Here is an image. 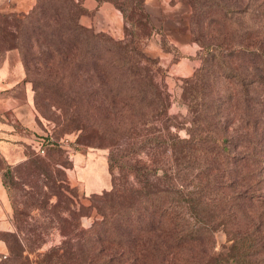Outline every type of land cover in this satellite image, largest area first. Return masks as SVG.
I'll return each mask as SVG.
<instances>
[{
  "label": "trees",
  "instance_id": "trees-1",
  "mask_svg": "<svg viewBox=\"0 0 264 264\" xmlns=\"http://www.w3.org/2000/svg\"><path fill=\"white\" fill-rule=\"evenodd\" d=\"M102 1L121 9L127 37L82 23L91 11L84 0H37L28 12H0L1 55L17 47L26 79L39 74L31 79L39 108L61 107L72 121L65 125L74 127L105 101L119 116L108 138L110 169L118 174L110 189L82 204L80 215L94 214L88 227L80 226L82 248L76 253L69 238L39 264H264V216L241 215L264 201V0H186L201 63L183 78L181 99L190 114L184 138L171 130L178 116L169 112L167 85L156 78L158 58L138 41L141 23L144 35L152 33L143 0ZM164 38L175 59L184 55ZM83 127L102 130L93 122ZM242 146L241 154L232 152ZM167 147L172 163L159 157ZM141 150L150 162L133 157ZM45 154L23 162L59 189L60 172ZM220 228L231 243L215 253ZM2 237L10 249L4 264H32L17 258L19 234Z\"/></svg>",
  "mask_w": 264,
  "mask_h": 264
},
{
  "label": "rangeland",
  "instance_id": "rangeland-1",
  "mask_svg": "<svg viewBox=\"0 0 264 264\" xmlns=\"http://www.w3.org/2000/svg\"><path fill=\"white\" fill-rule=\"evenodd\" d=\"M168 1H142L149 13L152 33L150 36L144 35L145 26L141 23L137 28L138 41L147 54L158 58V63L153 65L156 78L167 85L171 94L169 112L178 116V119H175V124L178 125H171V130L184 138L189 135L188 127L190 126L188 105L181 99L184 77L179 78L169 74L162 57L158 55L157 47L169 51L164 43L166 40L160 27L161 24L167 21L168 16H171L168 25H172V19L178 18L189 27L192 6L186 0ZM105 2L111 3L115 10L105 12L99 5L86 13L88 14L87 20L91 21L93 25L82 23L92 26L97 31H105L115 38L127 37L128 33L123 12L113 2L102 1V3ZM113 12L117 15L115 16ZM117 16L118 21L115 20ZM10 49H16L23 61L19 48L12 47ZM10 49L4 52V57L1 55L3 51H0V59L3 57L4 60ZM37 75H39L37 72H32L29 76L33 89L34 83L31 79L33 76L38 77ZM35 107L39 124L35 132L37 135L47 138L50 143V150L42 156L45 160H50L52 167L60 172L57 174V180L61 183V186L59 189H53L51 184L46 182L47 180L43 175L36 174L34 167L25 164L23 161H21L22 163L6 165L3 169V181L11 200L15 233L19 234L20 239H22V244L17 242L16 248L19 252L17 258L20 260L29 258L32 264H39L40 260L45 258L48 249L69 238L76 253H79L80 247L82 248L80 226L88 227L94 217V214L80 215L82 204H89L90 196L93 193H101L106 189H110L113 185V173L118 174L117 167L113 171L110 169L108 138L113 135L112 131L110 133L109 128L110 130L113 128L114 119L118 121L119 116H114L111 107L105 101V105L101 103L93 117L79 120L82 126L74 127L71 123L65 125V123L72 121L65 118L61 107L48 105L47 108L45 106L39 108L36 102ZM74 109L75 107L71 111H75ZM72 118H75V116H72ZM92 122L97 128L100 126L102 130L93 132L89 127L86 129L83 127L87 124L89 126ZM259 133H264L263 126L259 129ZM234 139L238 140L239 138L235 137ZM172 149V147L165 148V151L159 157L165 162L172 163ZM244 150L243 146L233 147L232 152L241 154ZM35 154L36 150L33 145H29L25 160L32 158ZM79 155L82 156L81 160L78 159ZM133 157L150 162V155L145 150L133 154ZM261 202H251L254 208L251 211L241 213V215L244 216L252 212L255 214L256 219L259 218V215L264 216V203ZM61 217L65 218L64 224L67 226L64 233L61 230ZM242 218H244L242 224H247L248 220L245 217ZM74 225L76 227L73 230ZM214 235L216 238L215 253L221 250L226 251L231 243V240H228L226 231L220 228L215 231ZM9 254L10 249L6 254L0 255V264H4V260L7 259L5 255L9 256Z\"/></svg>",
  "mask_w": 264,
  "mask_h": 264
},
{
  "label": "crops",
  "instance_id": "crops-1",
  "mask_svg": "<svg viewBox=\"0 0 264 264\" xmlns=\"http://www.w3.org/2000/svg\"><path fill=\"white\" fill-rule=\"evenodd\" d=\"M36 1L0 0V12H28ZM84 4L90 10L99 5L105 12L115 10L111 3L99 4L98 0H84ZM87 16L88 14L81 16L82 22L93 25L87 20ZM170 17L161 24V30L168 41L184 55L175 59L173 51L161 50L158 47L157 52L167 66L169 74L182 78L192 75L200 65V45L192 39L190 28L183 24L185 22L181 19L174 18L172 25H168ZM115 20H119L118 16ZM38 126L33 85L26 79L25 66L19 53L16 49H10L0 65V255L9 250L2 234L15 231L11 200L3 181V169L8 164H16L27 158V148L37 135L35 130L37 131ZM78 159L81 160L82 156L79 155Z\"/></svg>",
  "mask_w": 264,
  "mask_h": 264
},
{
  "label": "built area",
  "instance_id": "built-area-1",
  "mask_svg": "<svg viewBox=\"0 0 264 264\" xmlns=\"http://www.w3.org/2000/svg\"><path fill=\"white\" fill-rule=\"evenodd\" d=\"M47 144H49L48 139L40 135H36L32 142L34 149L40 154L46 153Z\"/></svg>",
  "mask_w": 264,
  "mask_h": 264
}]
</instances>
